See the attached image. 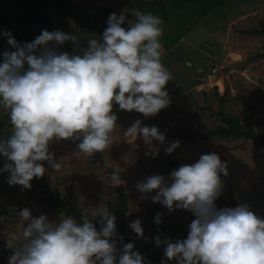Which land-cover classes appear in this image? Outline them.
Listing matches in <instances>:
<instances>
[{
	"label": "clouds",
	"instance_id": "obj_1",
	"mask_svg": "<svg viewBox=\"0 0 264 264\" xmlns=\"http://www.w3.org/2000/svg\"><path fill=\"white\" fill-rule=\"evenodd\" d=\"M127 20V27H124ZM160 16L137 9L133 18L111 13L102 36L87 38L82 47L75 33L43 29L31 42H19L9 30L0 32L10 46L0 62V109L10 117L11 134L0 137V172L9 173L8 184L31 189L34 178H43L47 162L54 171L61 167L50 145L61 140L79 141L77 148L88 156L104 153L116 141L114 105L120 110L154 117L171 104L166 85L172 74L162 61L164 29ZM71 41L78 53L60 51ZM123 135L142 138L145 154L160 153L166 134L157 126L136 120ZM180 141L168 143L172 154ZM228 175L216 153L202 154L194 163L148 176L136 189L161 203L170 212L188 210L195 219L186 239L155 237L164 245V256L176 264H264V217L247 203L218 208L224 191L221 176ZM114 187L125 185L118 172L110 177ZM155 191V195L150 194ZM25 226L19 236L4 232L12 252L8 264H146L134 242L118 247L123 237L116 216L107 207L90 219L61 213L59 220L45 214L33 216L29 208L18 212ZM99 216L98 229L93 220ZM154 223H162L157 213ZM129 227L146 239L140 219ZM162 264H166L162 261Z\"/></svg>",
	"mask_w": 264,
	"mask_h": 264
},
{
	"label": "rangeland",
	"instance_id": "obj_2",
	"mask_svg": "<svg viewBox=\"0 0 264 264\" xmlns=\"http://www.w3.org/2000/svg\"><path fill=\"white\" fill-rule=\"evenodd\" d=\"M15 1L0 0V4L5 13L16 19L23 17L27 25L35 27V39L41 33H38V24L31 14L16 11ZM67 2L85 7L109 6L117 14L126 13L128 19L133 18L137 9L160 16L164 29L160 38L163 44L162 61L173 77L166 85L171 104L158 115L148 118L134 110H120L118 106L114 111L118 117L113 132L116 141L104 153L88 156L77 148L78 143L72 139L52 143L50 149L57 161L62 160L61 167L54 171L46 161L43 162L47 171L40 179L48 182L53 190L58 189L62 195L72 189V204L92 218L103 208L109 209V202L118 201L110 180L112 173L118 172L125 181L122 186L128 195L127 232L130 242L142 246L146 242H154L158 235L154 218L149 213L155 202L150 198L141 199L145 194L140 193L135 185L154 174L167 178L173 170L169 167L171 158L183 165L196 162L202 154L216 153L228 169V175L221 176L225 201L233 199L234 207L247 203L257 215L264 217V149L250 140L232 137L202 140L199 136H184L211 130L221 124L220 118L212 113V109H219L221 96L226 99L225 111L239 115L242 124L250 113V106L256 108L254 127L257 134H264V34L247 31L264 27V0H229L202 19L197 16L201 14L202 5H193L190 0L178 8L173 0ZM108 17L104 18L106 25ZM52 18L58 30L75 33L82 47H87L90 36L97 39L102 36L73 17L66 16L64 23H60L54 14ZM123 26L127 27V20ZM236 54L242 55L241 58L235 57ZM136 120H141L145 126H157L166 134L165 144L153 141L160 147L157 157L145 154L146 146L142 138L133 141L123 135L124 130ZM0 121L3 122L0 137L6 138L11 134L12 126L9 115L2 109ZM176 140L180 141V146L172 154H166L164 148ZM4 162L0 155V168ZM8 176L9 173L0 172V205L4 204V209L8 211L0 217V264H8L12 252L6 247L4 232L19 236L25 226L18 216L20 210L27 207L33 216L45 214L54 221L59 220L61 213L69 215L58 209L47 210V204L40 200L42 190L35 189L33 182L31 189H22L20 185L10 186ZM147 195H155V191ZM216 204L220 208L217 201ZM162 216L168 228L177 222L188 227L195 219L188 210L170 212L165 206ZM99 219L97 216L94 220ZM136 219L141 220L146 239L139 238L129 227ZM121 244L118 242V247L121 248ZM164 260H167L166 257ZM147 264L160 263L151 260ZM169 264H176V261L170 260Z\"/></svg>",
	"mask_w": 264,
	"mask_h": 264
},
{
	"label": "trees",
	"instance_id": "obj_3",
	"mask_svg": "<svg viewBox=\"0 0 264 264\" xmlns=\"http://www.w3.org/2000/svg\"><path fill=\"white\" fill-rule=\"evenodd\" d=\"M173 4L178 7L187 3L189 0H173ZM193 1V5H202L201 14L197 15L199 19L204 18L207 14L211 13L214 9L227 4L229 0H207L209 2L205 3L206 0H190ZM16 11L23 12L25 14H31L32 18L38 24V33L43 29L49 31L58 30L57 25L55 24L52 15H56V19L60 23H64V18L66 16L73 17L77 20L83 22L87 27H90L94 32L102 35L107 25L105 24L104 18L109 16L111 13H116V10L111 9L109 6L101 7H85L78 5L75 2H67V0H16L14 3ZM21 17V16H20ZM35 28V27H34ZM34 28L31 25H27L22 18H13L11 15L5 13L4 8L0 4V32L3 30H9L13 36L21 43L31 42L34 40ZM247 30V29H246ZM249 32H261L264 34V27L253 28L247 30ZM10 46L7 43V39L0 35V53L9 50ZM60 51H67L69 53H78L79 48L74 45L71 41L65 43ZM220 106L218 110L212 109V113L217 115L221 124L216 128L207 130L204 132H198L197 134H184V136H199L202 140H206L210 137H222V138H236L250 140L255 146L264 149V134H257L255 130V121L254 117L257 114V109L250 106V113L244 119L242 124L239 115L228 114L224 109V103L226 99L220 97ZM118 105H114L113 111L116 110ZM3 122L0 121V131ZM79 143V141H76ZM181 166L180 162L176 159H169V167L176 169ZM31 182L34 183L35 189L42 190V196L40 200L47 204V210L58 209L68 213L71 216L79 217L83 214L82 209L72 204V189L65 195H62L58 189H52L48 182L40 178H34ZM115 191L118 196L117 202H109V210L112 211L116 216V225L118 233L123 237L120 243L126 244L130 242V237L127 232V210L129 209L127 193L124 187H115ZM217 202L220 205V208L224 207H234L233 199L225 201L224 197L221 195ZM164 206L161 203H154L153 208L149 210V213L155 219L156 214L162 213ZM8 211L4 209V204L0 205V217L4 214H7ZM85 215V214H83ZM91 219V217L89 216ZM93 223L96 224L97 228H100L99 222L93 220ZM155 228L158 232V235L162 239L171 238L173 242L177 239H186L188 235V227L181 226L180 222H177L173 227L168 228L164 222L162 216V223H154ZM123 247V246H122ZM121 247V248H122ZM164 245L157 246L154 242H146L142 246H135L134 250H139L140 253L144 256L146 264L151 260L158 261L162 264V261H165L166 264L170 263V260H164Z\"/></svg>",
	"mask_w": 264,
	"mask_h": 264
},
{
	"label": "bare ground",
	"instance_id": "obj_4",
	"mask_svg": "<svg viewBox=\"0 0 264 264\" xmlns=\"http://www.w3.org/2000/svg\"><path fill=\"white\" fill-rule=\"evenodd\" d=\"M235 57L241 58L242 55L236 54L234 55ZM218 79V78H217ZM220 80V79H219ZM218 81V80H217ZM220 82V81H219ZM220 84H222V82H220Z\"/></svg>",
	"mask_w": 264,
	"mask_h": 264
}]
</instances>
